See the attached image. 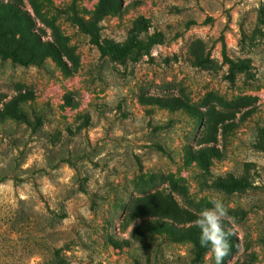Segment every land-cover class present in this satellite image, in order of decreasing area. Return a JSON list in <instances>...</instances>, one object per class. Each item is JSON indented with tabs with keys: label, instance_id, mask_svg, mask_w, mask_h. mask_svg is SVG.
Returning a JSON list of instances; mask_svg holds the SVG:
<instances>
[{
	"label": "rangeland",
	"instance_id": "rangeland-1",
	"mask_svg": "<svg viewBox=\"0 0 264 264\" xmlns=\"http://www.w3.org/2000/svg\"><path fill=\"white\" fill-rule=\"evenodd\" d=\"M11 100L0 264H215L193 226L213 196L224 264H264V0H0Z\"/></svg>",
	"mask_w": 264,
	"mask_h": 264
},
{
	"label": "clouds",
	"instance_id": "clouds-1",
	"mask_svg": "<svg viewBox=\"0 0 264 264\" xmlns=\"http://www.w3.org/2000/svg\"><path fill=\"white\" fill-rule=\"evenodd\" d=\"M209 203L211 207L200 210L193 226L200 230V246L208 249L215 264H224V258L229 255L232 247L230 237L236 235V231L223 199L213 196Z\"/></svg>",
	"mask_w": 264,
	"mask_h": 264
},
{
	"label": "trees",
	"instance_id": "trees-1",
	"mask_svg": "<svg viewBox=\"0 0 264 264\" xmlns=\"http://www.w3.org/2000/svg\"><path fill=\"white\" fill-rule=\"evenodd\" d=\"M99 47L102 51L103 54H108L111 53L112 55L122 58L127 55V53L131 49V43H126L123 45H117L114 43H109V44H99ZM10 57L13 61L18 62L23 65H29L33 62L32 59L30 58H24L17 54L16 52H11ZM17 107V101L16 100H11L10 102H5L4 103V108L0 107V117L5 116L7 113L10 112H15ZM221 186L229 187V188H238V187H246L247 184L242 182L241 180H234L232 182H220Z\"/></svg>",
	"mask_w": 264,
	"mask_h": 264
}]
</instances>
